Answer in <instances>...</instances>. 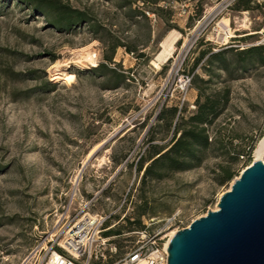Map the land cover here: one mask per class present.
I'll use <instances>...</instances> for the list:
<instances>
[{
	"label": "rangeland",
	"instance_id": "obj_1",
	"mask_svg": "<svg viewBox=\"0 0 264 264\" xmlns=\"http://www.w3.org/2000/svg\"><path fill=\"white\" fill-rule=\"evenodd\" d=\"M53 1L91 21L61 31L30 5L0 0V264H40L43 253L34 256V250L53 233L60 240L87 202L86 211L111 214L103 231L109 242L102 246L103 262L111 264L135 244L138 218L144 226L148 218L161 224L172 217L171 228L178 230L217 209L230 189L233 180L216 179L218 165L226 163L217 152L200 167L142 189L136 164L148 157L150 145L172 139L173 128L157 119L163 108L184 104L186 115L195 110L193 74L208 78L200 67L205 59L192 72L201 50L243 49L264 37V1L242 11L234 9L236 0ZM159 7L171 10L177 28L154 13ZM171 33H178L174 51L160 63L156 56ZM106 56L113 57L107 64L116 73L95 72ZM221 74L231 100L210 133L222 128L242 146L254 140L253 162L264 138V65L234 79ZM245 167L242 159L234 163V178ZM115 245L116 253L109 249Z\"/></svg>",
	"mask_w": 264,
	"mask_h": 264
},
{
	"label": "trees",
	"instance_id": "obj_2",
	"mask_svg": "<svg viewBox=\"0 0 264 264\" xmlns=\"http://www.w3.org/2000/svg\"><path fill=\"white\" fill-rule=\"evenodd\" d=\"M150 1L151 4L159 3V0ZM255 1L236 0L234 9L238 11L253 9ZM18 2L30 5L33 11H40L51 16L50 23L61 31H70L83 22L91 21L85 12L53 0H18ZM262 6H264V2ZM153 11L164 19L169 29L177 28L176 25L171 24V10L159 7ZM201 12L202 10H200ZM141 14L146 16L145 12H141ZM90 25L93 29L100 28L97 24ZM201 43H204L203 40ZM121 45H124L129 52H135V49L125 44H116L115 47ZM143 55L141 54V56ZM204 59L205 62L201 65ZM112 60V56H106L105 62L99 64L95 72L116 73L107 64ZM257 64L264 65V44H255L243 49L227 47L215 50V47H208L201 50L192 66V72L201 65L200 67L203 68L208 78H204L200 74H193L192 84L198 90L195 110L186 115L184 104L182 107L174 104L166 106L159 113L158 121H164L165 125L170 129L173 128L174 132L168 145H150L148 157H142L136 164L137 173L139 175L142 173L141 189L148 181L164 180L171 178L177 172L189 171L202 166L212 152H217L219 156L226 158L225 164L218 165L219 171L216 179L220 184H226L234 179L237 172L234 170L233 164L240 159L243 161V167L251 164L256 146L254 140H251L248 145L242 146L235 144L233 139L226 136L222 128H217L213 135L210 133V128L227 109L231 100V88L224 84L225 80H221V73L226 72L234 79L238 78L240 73L247 71L250 66ZM216 79L223 81L221 82L222 86L213 88L212 85L215 84ZM262 135L264 136V130ZM146 212V210L141 211L140 216ZM129 223L133 224L134 222L129 220ZM136 224L138 229L143 227L141 217L138 218ZM113 234L111 231L106 233L107 236Z\"/></svg>",
	"mask_w": 264,
	"mask_h": 264
},
{
	"label": "water",
	"instance_id": "obj_3",
	"mask_svg": "<svg viewBox=\"0 0 264 264\" xmlns=\"http://www.w3.org/2000/svg\"><path fill=\"white\" fill-rule=\"evenodd\" d=\"M168 264H264V157L233 179L217 209L178 229Z\"/></svg>",
	"mask_w": 264,
	"mask_h": 264
},
{
	"label": "built area",
	"instance_id": "obj_4",
	"mask_svg": "<svg viewBox=\"0 0 264 264\" xmlns=\"http://www.w3.org/2000/svg\"><path fill=\"white\" fill-rule=\"evenodd\" d=\"M147 13L156 20L154 13ZM257 44H264V37ZM187 79L190 81L189 77ZM88 205L89 202L64 225L60 240H56L58 235L53 233L46 246L34 250V256L43 253L40 264H105L102 246L109 242V238L103 237V231L111 214L91 213L86 211ZM173 219L167 218L161 224L155 218L146 219L144 226L134 231L135 244L111 264H168L169 242L177 231L171 228ZM109 249L116 253L118 246Z\"/></svg>",
	"mask_w": 264,
	"mask_h": 264
},
{
	"label": "bare ground",
	"instance_id": "obj_5",
	"mask_svg": "<svg viewBox=\"0 0 264 264\" xmlns=\"http://www.w3.org/2000/svg\"><path fill=\"white\" fill-rule=\"evenodd\" d=\"M177 39H178V33H171L165 37V39L161 43L162 49L156 56L157 61H159L160 63H164L168 61V59L170 58V56L174 51L175 42ZM90 60H92L91 57ZM72 77L73 75H70L68 78H72ZM263 157H264V138L256 150V159H263Z\"/></svg>",
	"mask_w": 264,
	"mask_h": 264
}]
</instances>
